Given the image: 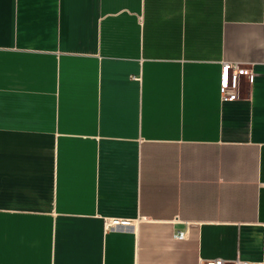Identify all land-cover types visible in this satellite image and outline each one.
I'll use <instances>...</instances> for the list:
<instances>
[{
	"label": "crops",
	"instance_id": "1",
	"mask_svg": "<svg viewBox=\"0 0 264 264\" xmlns=\"http://www.w3.org/2000/svg\"><path fill=\"white\" fill-rule=\"evenodd\" d=\"M218 258L264 264V0H0V264Z\"/></svg>",
	"mask_w": 264,
	"mask_h": 264
},
{
	"label": "built area",
	"instance_id": "2",
	"mask_svg": "<svg viewBox=\"0 0 264 264\" xmlns=\"http://www.w3.org/2000/svg\"><path fill=\"white\" fill-rule=\"evenodd\" d=\"M240 73L248 74V69H243L238 63H227L223 64L222 71V86L224 89L225 98H236L238 96V78ZM125 222V221H123ZM178 238H184L186 236L185 231H180L176 234ZM201 264H263L262 261H243L237 260H226L222 258L202 261Z\"/></svg>",
	"mask_w": 264,
	"mask_h": 264
}]
</instances>
